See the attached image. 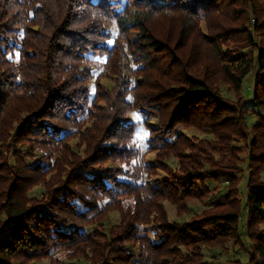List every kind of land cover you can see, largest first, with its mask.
Instances as JSON below:
<instances>
[{"label":"trees","instance_id":"obj_1","mask_svg":"<svg viewBox=\"0 0 264 264\" xmlns=\"http://www.w3.org/2000/svg\"><path fill=\"white\" fill-rule=\"evenodd\" d=\"M159 16L177 18L175 37ZM88 56L105 58L112 88L96 79L91 94ZM254 68L249 100L223 96ZM263 170L264 0H0V264H215L205 251L228 244L264 264ZM191 200L212 205L170 222L162 202L181 215Z\"/></svg>","mask_w":264,"mask_h":264},{"label":"rangeland","instance_id":"obj_2","mask_svg":"<svg viewBox=\"0 0 264 264\" xmlns=\"http://www.w3.org/2000/svg\"><path fill=\"white\" fill-rule=\"evenodd\" d=\"M156 23L158 25L157 28V32L158 34L161 36L163 33L166 32H171L173 34V37H175V27L178 25L177 22V18L175 17H162L159 16L156 18ZM164 25V26H163ZM200 25V29L202 30V32H206L205 31V24L204 21H201L199 23ZM161 28V29H160ZM109 32H111L112 38H115L116 36V30L114 29L113 26H107L106 28ZM251 29V27H250ZM171 30V31H170ZM193 37V36H192ZM255 43L251 47V49L254 51V54L257 56L258 51H259V46H258V42L259 39L255 38ZM111 43V42H109ZM192 43V42H191ZM88 61H89V67H91L90 69L92 70V81L90 83V91L91 94L94 93L95 91V84L94 81L96 79H99L100 83L102 85H104L107 88H112L113 86V81H111L110 78L108 77H103L100 76V73L103 72L104 68H103V63L105 61V58H100V57H91L88 56ZM255 68L252 69L248 74H246L245 78L243 79L242 82V87L240 88L241 91H239L240 93L238 94L236 91H234L228 84L226 83H222V84H218V89L221 90L222 94L224 97L228 98L231 101H236L238 96L241 94L243 95L246 100H249L252 93H253V88L254 87V74H255ZM143 116L140 110H134L132 111L128 117L127 120L134 122L137 124V127L135 129V141H136V145L138 147H140L142 150L145 149L146 147V140L148 138V131H146L147 129L143 126ZM255 117H250L248 118V121H254ZM157 118L156 116L151 117L150 118V123L151 124H156ZM182 133H184L185 135H187L188 137H192L193 139H196V141H201V140H209L210 141H215L216 138L211 135L210 131H206V130H200V129H196V128H183L181 130ZM231 144L234 147H244V145L242 144V141H239L238 139H233L231 140ZM77 141H71L70 144H76ZM249 150L246 148L245 151L243 152V155H248L249 154ZM153 154H149L148 156H146L147 158V162H151V159ZM176 163H177V159L175 158H171L168 161V164L171 166V168H175L176 167ZM243 168V172L241 175V182H240V188L242 189L246 183V177H247V170L245 166H242ZM162 175V174H161ZM261 179L264 180V170L261 173ZM211 187H214L215 184L213 182H211ZM218 185V189L219 192L218 193H213L214 196L212 198V200H214L215 202H222L223 200V194H224V187L226 185V183L224 182L216 184V186ZM40 185L38 184L35 187H32V190L29 193L30 197H35V198H39L40 195L42 194L43 190L42 188H39ZM212 204L210 202H201V201H197V200H191L188 203V211L185 214H181L179 215V212L177 211V209L175 208L174 204L168 202V201H163L162 202V206L163 209L165 210V213L169 219L170 222H176V223H182L188 219H191L193 216H196L198 214H200L204 209L209 208V206H211ZM123 206H132V201L131 200H126L123 202ZM118 219H119V213L116 211H113L109 214L108 216V220L103 223L105 225L106 228L113 226L115 224L118 223ZM152 234V232H151ZM246 253L237 249V248H233L232 245L228 244V246L226 247V249L221 250L219 248H215L212 250H206L205 251V259L211 260L214 259L215 264H236L237 262H239L240 264H247V257ZM52 259L53 260H57V262H59V260L63 261V263H67V264H90L89 260L87 258H79V259H72L69 260L68 258H66V256L64 255V253L62 252H58L52 255ZM53 260H43L39 263L36 264H54ZM59 264V263H57Z\"/></svg>","mask_w":264,"mask_h":264}]
</instances>
